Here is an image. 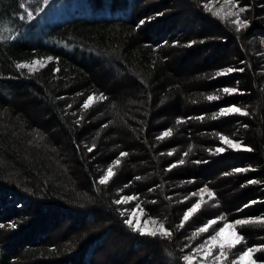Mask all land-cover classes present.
Returning <instances> with one entry per match:
<instances>
[{
    "label": "trees",
    "instance_id": "1",
    "mask_svg": "<svg viewBox=\"0 0 264 264\" xmlns=\"http://www.w3.org/2000/svg\"><path fill=\"white\" fill-rule=\"evenodd\" d=\"M31 1L0 0V264H100V251L112 264H187L189 238L208 221L264 217V0H243L239 31L199 0H74L38 29L20 8ZM35 60L46 62L16 67ZM228 68L237 70L217 75ZM233 105L248 114L213 119ZM40 134L70 151L68 185L34 142ZM205 188L211 204L182 225ZM125 197L135 199L116 203ZM135 209L171 235L133 231ZM238 231L235 253L264 245V225Z\"/></svg>",
    "mask_w": 264,
    "mask_h": 264
},
{
    "label": "rangeland",
    "instance_id": "2",
    "mask_svg": "<svg viewBox=\"0 0 264 264\" xmlns=\"http://www.w3.org/2000/svg\"><path fill=\"white\" fill-rule=\"evenodd\" d=\"M199 2H200V5L204 9H205V6H208V8H210L211 11H207V12H209L212 15H213V12H216L219 10L220 14L219 15H213V16L220 18L221 20H223L225 22L231 23L232 20L236 19L235 16H226V18H221V17H225V14L228 13L229 10H231L232 12L238 11V8H232L231 4L226 3L225 0H199ZM72 4H74V0H47V3H45V0H34V1L29 2L28 4H25L26 7H25V9H22V15L28 24L33 22L34 24H37L38 29H41L42 21L47 20V19H55V18L61 17L63 14H65L68 11L66 9V7L72 8ZM238 6L246 8L243 0H239ZM27 11H31L33 13V17L31 19L27 18ZM240 18H241V20L246 19L248 21L246 11L244 13L240 14ZM233 26L237 27L236 24H233ZM257 51H259V54H260L259 57H260V60L262 62V66L264 67V46H261V48H259ZM35 61L38 62L35 65V70L39 69L41 67V65H44V63L46 62V60H35ZM33 62L28 63V65H32ZM106 66L108 67L107 64L104 65V67H106ZM21 69L25 70L26 72H29V73L35 71V70L29 71L28 68H21ZM108 71L111 73L112 78H115L116 81H118V82L128 81V78L123 77L122 73L119 70L113 69V68L112 69L108 68ZM127 102H128V104L129 103L132 104L133 101H131V99H129ZM238 114H240V113H238ZM1 119H2V117H0V120ZM15 123L13 121H10V125L15 124ZM16 125L19 127L20 131H22L21 125H19L18 123H16ZM102 136H103V134H102ZM34 142H36V144L39 146L38 149L42 150L44 157L50 161L51 169L53 170V173L56 174L57 177L59 178L58 171H60L64 177L63 183L64 184L67 183V185H68V181L66 182L67 176L65 173L68 172L69 169L72 167L70 151L67 148L61 149V148L57 147L56 149H54L53 145L50 143H48V145H45L46 144V143L44 144L45 137H43V135H41V134L37 136V138L35 139ZM46 172L49 173L50 170L49 171L46 170ZM237 192L238 191L233 190L231 193L228 194V196L231 197L233 195H236ZM195 196L197 197L195 203L200 202V204H201L200 208L209 206L211 204V198L212 197H209V195L206 191L197 192L195 194ZM228 196H226V197H228ZM120 200H122V199H120ZM133 215H134L133 219H132L133 224L134 225L139 224V227L141 229H143L145 231H157L160 229L159 224H157L155 220H152L150 218L145 217L139 209H135L133 211ZM231 216H234V215L232 214ZM238 219H253V218L241 217ZM214 220H216L217 223L212 225L211 227H209L207 232H199L198 231L200 228H202L204 226L203 225L202 227L197 229L192 234V236L189 238V239H191V242H190V244H188V248L186 249L185 254L195 256V260L192 262V264H212V257H204V249H200L197 252H193V249H199V246L203 245L205 243V241L208 240V238L211 235H214L215 232L220 227H223L224 223H226V222L234 223V221L231 220V218L229 220H226V221L225 220L222 221V219H214ZM145 222H147V223H145ZM67 224H68V222H65V223H63L62 227H59V228L57 227L55 230H53V243L59 242V237H60V235H62V232L65 231V227ZM69 235H71V232L68 231L67 236H69ZM223 236L225 239H228L231 236V232L226 231L223 234ZM252 248L259 249L260 246H254ZM235 250H230L229 258L227 260H225L223 262V264H231V261L233 259H236V257L239 255V253H235ZM216 251H218V249L213 250V254H215ZM259 251L260 250H258V252ZM255 254H256V252H254V254H253V259H255L257 261V264H264V260L263 261L259 260L255 256ZM111 259H112L111 254H109L108 251H100V253L97 257V260L100 264H112ZM20 264H32V262L22 261V262H20ZM244 264H247V262L245 261Z\"/></svg>",
    "mask_w": 264,
    "mask_h": 264
},
{
    "label": "snow or ice",
    "instance_id": "3",
    "mask_svg": "<svg viewBox=\"0 0 264 264\" xmlns=\"http://www.w3.org/2000/svg\"><path fill=\"white\" fill-rule=\"evenodd\" d=\"M225 2L228 4H231L232 8H238V11L232 12L231 10H229V12L225 14V17H221V18H226V16H235L236 19L232 20L231 23L237 25V31H239L241 28H244L245 26H247L248 21L246 19L241 20V18H240V14L244 13L246 11V8L238 6L239 0H225ZM45 3H47V0H45ZM25 7L26 6L24 3L20 4V8L25 9ZM205 9H206V11H211V9L208 8V6H205ZM219 14H220L219 10L216 12H213V15H219ZM32 17H33V13L31 11H27V18L31 19ZM141 23H143V21ZM48 59H52V58L49 57ZM37 63L38 62H36V61H34L32 65L18 63V64H16V67H17V69L28 68L29 71H33V70H35V65ZM236 70L237 69L228 68V69L223 70L222 72H218L217 75H223V74L231 73V72L236 71ZM238 70L243 71V69H238ZM237 91L238 90L236 88H224L223 89V92L226 94H233ZM100 99H103V97L101 96ZM206 99L209 101H213V100L219 99V97L215 96V95H209L206 97ZM91 101H93V96L88 97V100L85 102L83 107L87 108L89 106V102H91ZM233 113H242L244 115L248 114L247 112H244L241 108L233 105L231 107L221 108L219 113L214 114L213 119L217 118L218 116H227V115L233 114ZM197 119H202V117H198ZM180 122L181 121L178 120V123H180ZM169 135H171V130L164 132L162 134V137H166ZM220 138L224 143L227 144V146L229 148L241 149L242 147H244V150H247V151L252 150L249 147L242 146L239 141H233L226 136H221ZM224 150H225L224 148H217L216 149L217 152H223ZM88 151L89 152L93 151V148H89ZM168 154L172 155L171 152ZM126 155H127V153H124V152L120 153L121 157H124ZM185 155H187V154H185ZM183 162H184L183 160L179 161L180 164H182ZM114 163L118 165L120 163V160L117 159ZM171 167H175V165H171L170 168ZM235 171L236 172H243L246 170L238 168V169H235ZM112 175H114L113 168H112V166H109L107 169L106 175L100 178L99 183H101V184L106 183ZM137 179H139V177H137ZM249 183H256V181H249ZM201 191H206L208 193L209 197H211L213 195V193L210 190H208L207 188L202 189ZM131 199H135V197H126V198H123L122 200H117L116 203L120 204L126 200H131ZM251 203H255V201H253ZM200 206H201L200 202H197V203L193 204L190 208H188L184 212L183 219H182V225L185 221H188L194 213H196L199 210ZM247 206L248 205H245V207H247ZM137 207L139 208V206H137ZM123 214L124 213H121V215H123ZM221 219H223V218H221ZM125 223L128 224L130 227H132L133 231H138L142 235L143 234H147V235H151V236L157 235V232H155V231H147L146 232L145 230L141 229L139 227V224L133 225L131 218L126 219ZM145 223H147V222H145ZM216 223H217L216 220H210V221H208L207 224H205L198 231L199 232H207L209 227H211L212 225H214ZM252 225H264V217H256L254 219H237L234 221V223L226 222V223H224L223 227H220L215 232L214 235H211L208 238V240L205 241V243L203 245H200L199 249H193V252H197L200 249H204V257H212V264H223V262L229 258L230 250H235L238 245H242L245 241V236L242 235L240 231H238V228L243 229L246 226H252ZM11 227L14 228V227H16V225L12 224ZM226 231L231 232V236L228 239H225L223 236V234ZM160 232L164 236H170L171 235V233L163 226V224H161V226H160ZM216 249H218V251H216L215 254H213V250H216ZM261 249H264V245H261L259 249L249 247V248H247L246 251H240L239 255L236 257V259H233L231 261V264H244L245 261L247 262V264H257V261L255 259H253V254H254V252L261 250ZM183 260L186 261L187 264H192V262L195 260V256L194 255H186L183 257Z\"/></svg>",
    "mask_w": 264,
    "mask_h": 264
}]
</instances>
